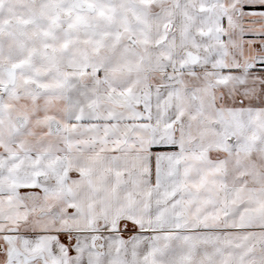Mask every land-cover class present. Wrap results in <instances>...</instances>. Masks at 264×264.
<instances>
[{"label": "snow or ice", "instance_id": "snow-or-ice-1", "mask_svg": "<svg viewBox=\"0 0 264 264\" xmlns=\"http://www.w3.org/2000/svg\"><path fill=\"white\" fill-rule=\"evenodd\" d=\"M0 264H264V0H0Z\"/></svg>", "mask_w": 264, "mask_h": 264}]
</instances>
